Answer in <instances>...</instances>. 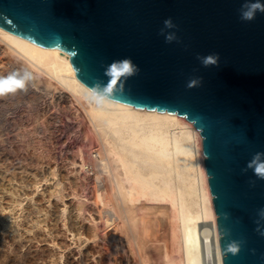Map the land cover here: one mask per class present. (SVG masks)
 Listing matches in <instances>:
<instances>
[{"label":"water","instance_id":"95a60500","mask_svg":"<svg viewBox=\"0 0 264 264\" xmlns=\"http://www.w3.org/2000/svg\"><path fill=\"white\" fill-rule=\"evenodd\" d=\"M246 2L0 0V27L69 52L93 92L175 112L199 130L223 264H264V178L255 171L264 159L253 162L264 153V13L241 20ZM169 18L171 43L161 34ZM212 53L218 65L202 66L197 56ZM125 58L138 72L114 63ZM194 78L201 82L188 87Z\"/></svg>","mask_w":264,"mask_h":264},{"label":"rangeland","instance_id":"374dc122","mask_svg":"<svg viewBox=\"0 0 264 264\" xmlns=\"http://www.w3.org/2000/svg\"><path fill=\"white\" fill-rule=\"evenodd\" d=\"M5 51L0 42V88L15 90L0 94V264H164L166 246L177 255L166 206L139 204L131 226L110 218V183L80 100ZM25 73L23 88L7 79ZM56 183L62 199L50 193Z\"/></svg>","mask_w":264,"mask_h":264},{"label":"bare ground","instance_id":"6f19581e","mask_svg":"<svg viewBox=\"0 0 264 264\" xmlns=\"http://www.w3.org/2000/svg\"><path fill=\"white\" fill-rule=\"evenodd\" d=\"M0 42L49 79L47 86H59L80 100L98 143L94 157L110 183V218L131 226L139 204L164 205L177 254L166 246L164 264H223L202 137L192 122L175 112L136 109L98 95L78 79L70 53L58 47L39 45L2 27ZM101 183L98 179V187ZM58 185L50 193L62 199ZM99 188L95 198L103 204ZM75 198L81 214L84 201Z\"/></svg>","mask_w":264,"mask_h":264},{"label":"clouds","instance_id":"9594fccd","mask_svg":"<svg viewBox=\"0 0 264 264\" xmlns=\"http://www.w3.org/2000/svg\"><path fill=\"white\" fill-rule=\"evenodd\" d=\"M257 13H264V3H261L260 0H247L246 3L242 5L240 18L243 21H252L255 19ZM164 28L161 29V34L165 36V41L171 43L174 40H177V37L174 32L165 33L164 29H173L175 25L173 24L171 18L166 19L164 22ZM197 59L200 61L202 66H217L219 61V54L212 53L207 56H197ZM116 65L120 66L123 70V73L127 75H132L138 72V68L132 63L129 58H125L122 61L114 62ZM7 79L14 80L17 88H23L25 84L31 80V76L25 73L24 77L21 79H16V77L10 76ZM7 82V81H5ZM201 82V78H194L188 82V87L197 86ZM15 89L0 88V94H3L7 91H14ZM264 159V153H256L253 157V162L260 161ZM249 167L253 166V163L250 162ZM255 171L261 175V178H264V164L256 167ZM227 251L235 254L238 251V247L235 244L228 246Z\"/></svg>","mask_w":264,"mask_h":264}]
</instances>
